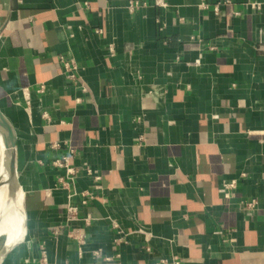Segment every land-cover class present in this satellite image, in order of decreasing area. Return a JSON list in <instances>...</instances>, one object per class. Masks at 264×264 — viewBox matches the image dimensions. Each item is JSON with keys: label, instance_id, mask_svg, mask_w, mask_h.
<instances>
[{"label": "crops", "instance_id": "obj_1", "mask_svg": "<svg viewBox=\"0 0 264 264\" xmlns=\"http://www.w3.org/2000/svg\"><path fill=\"white\" fill-rule=\"evenodd\" d=\"M165 1L0 0V110L26 227L0 264H35L42 245L49 264H264V5L250 7L264 0ZM69 150L101 176L80 246L51 232L65 212L53 162Z\"/></svg>", "mask_w": 264, "mask_h": 264}, {"label": "built area", "instance_id": "obj_2", "mask_svg": "<svg viewBox=\"0 0 264 264\" xmlns=\"http://www.w3.org/2000/svg\"><path fill=\"white\" fill-rule=\"evenodd\" d=\"M153 5L156 8L166 9L167 2L165 0H152ZM264 5V2H253L250 4L251 9L254 12H259ZM141 4L135 1L134 3H129L128 10L141 8ZM102 31L96 30V33H101ZM258 51L264 57V41H258L257 44ZM60 62L62 65V74L64 77L70 81H75L76 67L74 64L67 62L62 57H60ZM79 88L84 90L83 85H77ZM42 88V87H41ZM43 118L48 120L47 115L44 113ZM141 139V138H139ZM52 149H58V144H51ZM73 154L72 150H69V154L57 159L53 162V166L61 169L63 175L59 176L56 181L55 188L60 189L65 193V204H64V220L63 223L52 229V236L57 239L60 235L65 234L69 241L74 242L76 245H83L86 241L85 227L90 225L92 217L89 215L80 217L79 215V206L86 207L91 201L94 200V193L100 190V180L101 176L98 171L94 170L87 163H82L80 166H74L70 162V156ZM85 178L91 182V190H82L78 191L76 188V183L79 178ZM235 187V182L225 183L220 188V194L223 199L228 200L230 198V192ZM257 201L251 200L247 202H242L240 207L248 212L253 213L256 210ZM78 223H81L82 226H77ZM112 227L117 231V237L114 240V246L118 247L126 239V234H124L118 227L117 223L112 222ZM148 250V248H145ZM81 254V253H79ZM93 257H100V251H94L92 253ZM116 258H119L120 255L116 254ZM105 261H110V258H105ZM165 262V261H162ZM27 263V261H26ZM35 264H49L47 259V253L45 247L40 246L39 258ZM173 264H180V261L173 259Z\"/></svg>", "mask_w": 264, "mask_h": 264}, {"label": "bare ground", "instance_id": "obj_3", "mask_svg": "<svg viewBox=\"0 0 264 264\" xmlns=\"http://www.w3.org/2000/svg\"><path fill=\"white\" fill-rule=\"evenodd\" d=\"M5 168L2 139L0 137V261L4 252L17 244L24 235V191L21 187L12 191Z\"/></svg>", "mask_w": 264, "mask_h": 264}, {"label": "water", "instance_id": "obj_4", "mask_svg": "<svg viewBox=\"0 0 264 264\" xmlns=\"http://www.w3.org/2000/svg\"><path fill=\"white\" fill-rule=\"evenodd\" d=\"M0 137L2 139V145H3L5 168L8 172L11 181L12 191H15L20 186L19 174L16 168V135L10 122L4 116L1 110H0ZM25 229L26 227L24 223V235L22 239L17 244H15L11 249L4 252L0 263L2 262V260L9 251H11L16 245H18L20 242L24 240Z\"/></svg>", "mask_w": 264, "mask_h": 264}, {"label": "rangeland", "instance_id": "obj_5", "mask_svg": "<svg viewBox=\"0 0 264 264\" xmlns=\"http://www.w3.org/2000/svg\"><path fill=\"white\" fill-rule=\"evenodd\" d=\"M19 187H20V186H19ZM20 197H22L21 194H20ZM12 258H13V254H11V255L9 256L8 261L10 262V261L12 260Z\"/></svg>", "mask_w": 264, "mask_h": 264}]
</instances>
